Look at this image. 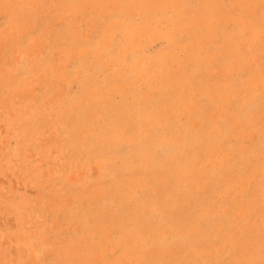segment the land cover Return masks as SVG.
Segmentation results:
<instances>
[{"label": "rangeland", "instance_id": "1", "mask_svg": "<svg viewBox=\"0 0 264 264\" xmlns=\"http://www.w3.org/2000/svg\"><path fill=\"white\" fill-rule=\"evenodd\" d=\"M0 264H264V0H0Z\"/></svg>", "mask_w": 264, "mask_h": 264}]
</instances>
